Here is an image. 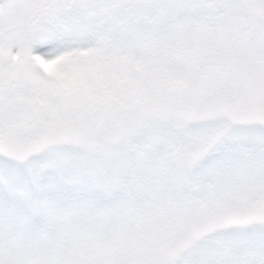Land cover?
I'll return each instance as SVG.
<instances>
[{"label": "snow or ice", "instance_id": "1", "mask_svg": "<svg viewBox=\"0 0 264 264\" xmlns=\"http://www.w3.org/2000/svg\"><path fill=\"white\" fill-rule=\"evenodd\" d=\"M0 264H264V0H0Z\"/></svg>", "mask_w": 264, "mask_h": 264}]
</instances>
